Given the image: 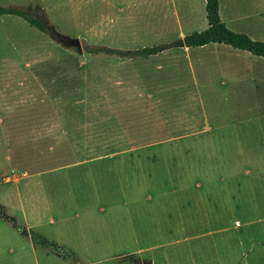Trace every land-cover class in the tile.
<instances>
[{
	"label": "rangeland",
	"instance_id": "374dc122",
	"mask_svg": "<svg viewBox=\"0 0 264 264\" xmlns=\"http://www.w3.org/2000/svg\"><path fill=\"white\" fill-rule=\"evenodd\" d=\"M157 5L154 0H0V7L22 8L28 15L44 19L48 28V33H41L21 18L0 16V264L7 248L25 246L27 264L35 262L33 250L38 262L75 264L66 257L62 243L52 244L42 237L57 239L53 234L56 230L58 240L66 242L63 229L49 224L58 216L39 211L41 221L36 222V213L29 214L36 195L51 201L52 197L65 198L67 193L69 199L62 202L67 211L87 206L93 209L88 218L123 222L129 226L130 235L147 237L154 232L156 239L169 242L163 249L168 264L198 261L186 252L197 245H203L201 258L213 264L218 257L229 258L222 249L237 247L238 242L245 255L234 257L230 264H264V236L259 234L264 231V224H259L264 222V195L257 177L243 175L238 163L216 164L210 158V148L182 147L194 139L143 151L128 145L148 137L158 140L165 134L148 133V126L138 124L139 115L146 119L150 103L134 100V90L146 93L154 87V92L162 95L154 110L159 116L185 108L199 118L201 104L209 115L228 107L226 98L217 97L211 90L201 95L199 84L191 82L179 57L181 75L187 77L180 78V83L147 84L146 76L142 82L132 79L133 71L154 70L155 65L141 64L143 60L165 62L174 58L172 53H179L177 47L165 49L172 50L155 58L122 57L117 52L171 45L179 35L199 28L196 23L185 27L189 19L171 16ZM51 30L77 39L81 53L59 45L52 39ZM90 47L100 51L86 53ZM138 110L140 114L135 116ZM82 127L86 129L78 136L92 137L83 141L92 139L91 143L98 144L101 131L116 140L108 142V147L62 145L67 132L71 135L69 131L73 134ZM250 150L252 154L258 152L256 148ZM235 151L230 149L233 154ZM139 154L154 159L133 163ZM76 160L87 163L63 172L40 173ZM198 169L208 176L190 175ZM228 171L236 173L237 179H221L222 172ZM101 206L108 211L96 212ZM72 214L68 219L74 221ZM234 220L247 226L235 232ZM224 224L233 229L219 233ZM212 240L219 256L210 249ZM45 254L51 257L46 259Z\"/></svg>",
	"mask_w": 264,
	"mask_h": 264
},
{
	"label": "crops",
	"instance_id": "0c3cea01",
	"mask_svg": "<svg viewBox=\"0 0 264 264\" xmlns=\"http://www.w3.org/2000/svg\"><path fill=\"white\" fill-rule=\"evenodd\" d=\"M222 1L224 5H222ZM217 2L219 20L228 30L244 34L253 41L264 42V0H217ZM154 3L158 4L157 9L163 8L164 12L171 14V16L179 14L181 18L189 19L188 23H184L185 27L191 25V23H196L199 27L196 32H200L207 27L204 0H154ZM187 34H181L178 38L181 39ZM171 50H164L149 57L155 58L161 54H167ZM176 50L179 53H172L174 58L165 62L143 60L141 64L155 65L153 66L154 70L145 73H134L133 71L132 79L135 82H142L141 78L146 76L148 78L147 84L169 83L170 80L174 81V83H180V78L187 79V77L181 75L179 57L184 62V69L188 70L191 82L196 86L199 84L201 95L202 91L211 90L217 97H225L228 107L223 110L216 109L209 115L202 109L201 104L199 118L192 113L193 111H188L185 108L159 116L154 110L160 103L159 98L162 95L154 92V87H152V90L149 88L146 93H141L138 89L136 92L134 90L132 92L134 100L145 99L150 103L146 119H144V114L141 116L139 115L140 111H136L135 116L139 115L138 124L148 126V133L163 132L165 134L164 138L158 140L151 141L148 137L145 140H132L128 145L143 151L155 146L170 145L169 143L172 142L194 139L195 141L182 147L210 148V158L212 161H216V164L221 161L228 165L238 163L243 167V175L257 177L258 188L261 194L264 195V59L222 44H208L196 48L177 47ZM160 77L162 79H159ZM177 98H181V96ZM85 129V127L75 129L73 134L69 131L71 135L67 132L68 138L62 139L60 142H63L62 145L67 147L86 148L108 147L110 146L108 142L116 140L108 138L101 131L98 144L91 143L92 139L91 141H83L92 138L90 134H87L85 139H82V136H78L79 131ZM172 147H177V145L173 144ZM255 148L258 152L252 154L250 149ZM223 149L225 150L222 152ZM230 149H236V153L233 154ZM143 156H147V159H143ZM103 157L104 159L113 158L111 156ZM153 159L154 156L139 154L133 159V163L150 162ZM86 163L87 161L85 160H76L64 166L54 167L40 173L63 172ZM40 173H35L34 175L41 176L42 174ZM222 173L221 176L223 177L221 179L235 180L238 176L232 171ZM190 175H194L196 178L208 176L202 171L199 172V169L196 173ZM235 186L239 188L238 184ZM64 196L65 198L56 197V199L52 197L51 201H47L46 196L36 195L31 204L34 210L31 209L29 214L32 216L33 212L36 213V222L41 221L39 220L41 218L39 211H50L58 216V220H51L49 224L51 227L56 226L54 228L63 229L67 236L66 242L58 240L56 230L53 234L57 239L49 240L43 234L42 237L52 244L59 245V243H62L61 247L65 249L66 257L75 261V264L76 261H78L77 264H117L118 262L121 264L169 263V258L165 255L163 249L169 246L170 243H163L160 238L156 239L154 232L147 237L135 236V234L130 235L129 226L123 222V225H120V223L105 219L88 218L93 213V209L88 210L87 206L70 207L72 211H67L63 208L62 202L69 199V194L67 193ZM66 205L69 206L70 203L68 202ZM95 211L103 214L108 211V208L101 206L97 207ZM71 212H73L72 218L74 221L68 219ZM63 213H66V216ZM231 224L236 229L224 224L225 226H220L221 228L217 231L226 233L232 228L235 232H239L238 230L242 225L247 226V223L243 224L237 220H234ZM259 224H264V222ZM259 234L264 236V231H260ZM218 240L223 241L222 238ZM209 245L213 253L219 256L215 241L212 240ZM237 245V247L233 248L224 247L222 250L229 258L227 256L226 259L218 257L212 260V263L230 264V260L234 259V257H243L245 253L241 249L240 242ZM202 246L197 245L195 249L186 251L189 256H195L198 260H190V264H210L205 261L206 259L201 258L200 253L204 251ZM261 246L264 249V240ZM18 249L7 248L5 257H1L2 264H11L12 259L14 264H27L26 246L23 248L18 247ZM23 249L24 253L21 254ZM154 250H159V252L156 255H152L153 253L151 252ZM246 250L249 253L251 247H246ZM193 251L194 253H192ZM32 252L35 260L33 264H49L48 262L43 263L42 259L38 262L35 257L36 252L34 250ZM44 256L46 259L51 257L46 254Z\"/></svg>",
	"mask_w": 264,
	"mask_h": 264
},
{
	"label": "trees",
	"instance_id": "16d2710c",
	"mask_svg": "<svg viewBox=\"0 0 264 264\" xmlns=\"http://www.w3.org/2000/svg\"><path fill=\"white\" fill-rule=\"evenodd\" d=\"M205 20L207 27L200 32H193L183 36L174 44L144 48L135 52H117L122 57H148L155 55L170 47L196 48L208 44H222L232 49L244 51L252 56L264 59V42L253 41L246 35L234 33L228 30L219 20L217 0H204ZM0 16H14L21 18L30 27L41 33H48L46 22L42 18L28 15L22 8H2L0 7ZM100 49L88 48L86 53H97ZM113 53V51H106Z\"/></svg>",
	"mask_w": 264,
	"mask_h": 264
},
{
	"label": "water",
	"instance_id": "95a60500",
	"mask_svg": "<svg viewBox=\"0 0 264 264\" xmlns=\"http://www.w3.org/2000/svg\"><path fill=\"white\" fill-rule=\"evenodd\" d=\"M50 35L52 39H54V41H56L62 47L73 48L77 53H81V47L77 39L59 35L54 30H51Z\"/></svg>",
	"mask_w": 264,
	"mask_h": 264
}]
</instances>
